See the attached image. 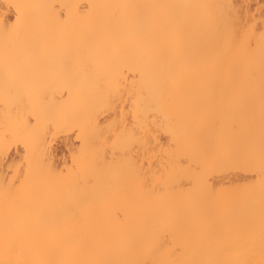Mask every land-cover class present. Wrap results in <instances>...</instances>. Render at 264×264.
I'll list each match as a JSON object with an SVG mask.
<instances>
[{
	"label": "bare ground",
	"instance_id": "bare-ground-1",
	"mask_svg": "<svg viewBox=\"0 0 264 264\" xmlns=\"http://www.w3.org/2000/svg\"><path fill=\"white\" fill-rule=\"evenodd\" d=\"M235 3L244 20L260 0ZM211 9L205 0H0V69L75 67L72 77L62 68L42 78L7 77L0 70V206L17 204L22 211L0 214V264H264V241L242 231L234 212L249 207V192L264 181L258 170L264 166V134L247 148L246 117L232 106L242 97L264 96L257 93L255 36L244 23L236 39L226 37ZM63 48L73 51L74 62L35 60ZM119 85L131 89H120L128 107L123 115L131 120H122L127 145L134 144L140 112L146 160L140 183L129 181L122 189L129 210L118 216L114 208L99 209L63 229L52 227L43 199L34 196L55 186L64 151L75 147L70 128L58 142L49 133L85 111H95L94 123L102 128V92ZM20 131L26 141L15 144ZM253 156L256 171L244 168ZM18 157L28 168L43 157L54 180L32 182V189L25 182L6 186L4 170ZM151 168L153 181L146 187ZM184 219L216 228L185 227L169 232L168 241L157 239L167 228L182 227Z\"/></svg>",
	"mask_w": 264,
	"mask_h": 264
},
{
	"label": "rangeland",
	"instance_id": "rangeland-1",
	"mask_svg": "<svg viewBox=\"0 0 264 264\" xmlns=\"http://www.w3.org/2000/svg\"><path fill=\"white\" fill-rule=\"evenodd\" d=\"M205 2H206V7H212L210 13L214 17L220 18L222 22L221 24L222 30L226 37H230L231 39H236L238 32L240 31L244 23L246 24V26H244L245 27L244 30L248 29L252 33L254 32L253 36H255L254 42L256 47L255 53H257L256 55L258 57L257 59L259 63L258 65L259 70L256 75V78L258 79L257 93L264 94V0L262 1L260 0L259 4L251 5L250 8L251 15H249L247 19L244 20H242L243 18L239 15L240 12L236 6L235 0H205ZM8 15L11 16V13L8 12ZM255 32H257L256 35ZM57 35H53V36L56 37ZM69 44L72 45L73 43L72 42L63 43L64 46H68ZM74 56L75 55L73 51H70V49L67 50L63 48V49L44 51L42 57H39L35 60L39 62L42 61L46 62L47 60L53 62L55 60L60 62H74L73 60ZM28 65L29 64L22 66L17 65L14 67L12 66V69L14 68L13 70H11V67L8 70L6 69L4 70L3 68L0 70L3 73L4 71H6L7 77H8V73L11 72L9 73V75L10 76L12 75L11 77L14 76L16 78L21 77L20 75H24L25 78H29L30 76L35 78L37 76L41 78L49 77L53 75L52 70L57 68H62L63 72L65 71L68 72L70 70L69 71L70 75L69 73L66 72L62 73V75L66 77L67 76L70 77L73 74L72 71L75 70L74 66L72 67L66 66L64 68V66L33 64V65H29L30 67L29 68ZM35 67L37 68V70ZM71 68H73V70H71ZM40 70L41 71L44 70V71H42L41 73ZM120 85L119 88L117 86L116 88L113 87V89L110 86H108V89L105 88L104 91L102 92L104 97L103 100L99 103L100 104L99 107H97L100 110V112L103 113L101 114L100 120L105 123L102 124V128L96 127L94 123L96 112L85 111L83 113L82 112L81 113L79 112L77 114L74 113L75 114L74 118L71 121L66 122L63 125H59L55 129L50 131L51 132L49 133L50 136L56 137V139L52 138L53 139L52 141L58 142L59 140L63 139L62 137H64V133H65L64 129L65 131H67L66 129L70 128L68 130H71L72 133L68 131L67 132L69 133V137L71 136L70 138L74 140L73 146L75 147V150L68 151L70 153L64 151V156H65L64 162L62 161L60 163V167L62 171L58 172L59 174L57 173V176L55 173H52L48 169L46 165L47 162L44 160L43 157L37 158L35 160L34 162L35 166L33 165V168L30 167L28 168L25 162L22 161L23 159L20 160L18 157L17 160L20 161H16L14 162V164L12 163L11 166L9 165V167H6V169L4 170L2 182L5 185L6 184H9L10 186L12 185V187L14 185L20 184L21 182H25L27 186L30 185L29 187L30 189H32L34 188L32 182H36L39 184V182L42 181V184L43 182H45L46 185L48 181L50 183V181L56 176L54 181L55 184L53 183L55 186L53 188L50 187L46 188L50 191L44 194L41 193L40 195L34 196L43 199L42 210L47 217V221L51 222L50 225L52 227L56 226V228L58 229H63L65 228L64 226L66 225L65 223L73 222L75 221L76 217L81 216L82 214H90L92 212H96L99 209L114 208L116 209L115 211L118 216L126 214L127 211L129 210L128 205L130 202L128 199L126 200L127 195L124 192H122V189L124 188V184H126L129 181L134 180L135 184L140 183L142 166L143 168H145L146 160H145V156L142 159V154H141V143H140L141 128H139L141 126H137L139 125L138 122L141 119L140 118L141 114L138 108L137 107L135 108L136 106L135 102L133 105L134 109L132 107L131 110L132 112L134 111V114L137 113V111L139 112L135 116L137 117L138 115L140 117H137V119L136 117L134 118L135 122L137 120V124L135 125L133 123L134 126H136L135 128L136 129L138 128L139 130H135L136 133V134L134 133L135 138L132 137L134 144H132L130 148L127 145V143H129V141L127 140L129 139V137L128 136L126 137L127 134L125 131L126 129L123 127L122 124L124 123L125 119H126L125 123L128 122L130 123L131 120H129V116L127 114L123 115L127 113L126 108L128 107H126L127 106L125 105L126 103L122 102L123 99L121 97V94L124 91L122 90V88L124 87L120 88ZM127 88L126 91L124 92H127L128 90ZM115 89L116 90L121 89L122 92L121 90L114 91ZM112 90L113 92L111 93ZM130 90L131 89L129 88V91ZM132 93L136 95L135 91ZM241 99L242 101L232 102L235 103L232 104V106L233 108L235 106L234 110L236 109V111H239L240 109L243 115L246 117L247 123H245L246 125L245 141L247 148H253L260 141L256 136L264 134V96H259L253 101H248V99H250L249 97H242ZM120 101L123 103V105ZM120 104L122 105V107H120ZM214 106H224V105H214ZM226 106H230V105H226ZM78 108L79 107L77 106H73L75 112L78 110ZM122 120L124 121L122 122ZM0 123H1L0 125V130H1V126L3 127V124L5 126V123L3 122L2 118H0ZM121 125L123 128L121 127ZM3 129L6 128H2V130ZM52 134H54V136ZM21 135H23L24 138H22ZM13 137L14 140L12 139V141L14 143L16 142L15 144L21 143L22 140L26 141L25 133L21 131L16 132L15 136ZM16 137L18 138V140L15 139ZM13 142L11 143L13 144ZM151 160L153 161V158H151ZM258 162L259 160H257V158L253 156V159L251 160L249 159L248 162L245 163L244 168L247 169L248 167L249 169L256 171V169L260 167V166L257 167L256 165L258 164ZM152 164H154V162H152ZM258 170L259 172L264 174V166L260 169L258 168ZM32 172L34 173V175L32 174ZM50 172L53 175L55 174V176L52 179H50L49 177L52 175ZM152 176H153V172L151 168L148 172L145 173L144 176L146 187L147 184L153 181ZM253 189L255 191L259 190L262 192L259 193L252 191L251 194L249 192V198L252 199V203L246 209H242V210L239 209L237 211L236 210L234 211L236 214H238L236 216L237 220L235 221L240 223L239 225L242 226V227L240 226L242 231L250 233L249 237L252 240L263 242L264 241V181L259 186L258 185L254 186ZM136 191H134L132 195L134 194L135 196ZM219 197L222 200L229 199L228 197H224L222 195H219ZM135 198L137 199V197ZM260 206H262V208H260ZM12 207L14 209H12ZM19 207L20 206H18L17 204H13L9 207L0 206V214L2 215L16 214V213L19 214L22 212L21 210H19ZM208 211L209 209H207V211L204 210V213ZM215 212L217 214H224L225 210H215ZM188 220L189 219H184L183 222H181L182 227L180 228H179L180 225H178L180 223H178L177 226L176 225L174 226V228L176 229L167 228L163 230L157 236L158 238L157 237L156 238L159 239L160 242L168 241L172 236V234L170 235L169 232L176 231L177 229L179 230L181 228H182L181 230H183V228L185 227L186 230L189 231L197 230L201 227V225H204L206 229L212 228V226L205 225L204 223L193 222L191 224H188ZM186 223L187 225L185 226ZM215 228L216 227H213L211 230H214ZM182 236H185V233ZM186 237H187V233H186ZM189 237H191V234L190 236H188V238ZM244 238L246 237L244 236Z\"/></svg>",
	"mask_w": 264,
	"mask_h": 264
},
{
	"label": "snow or ice",
	"instance_id": "snow-or-ice-1",
	"mask_svg": "<svg viewBox=\"0 0 264 264\" xmlns=\"http://www.w3.org/2000/svg\"><path fill=\"white\" fill-rule=\"evenodd\" d=\"M10 7H11V5H10Z\"/></svg>",
	"mask_w": 264,
	"mask_h": 264
}]
</instances>
